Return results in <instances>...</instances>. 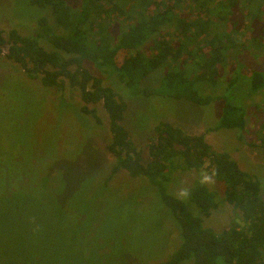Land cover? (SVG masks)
<instances>
[{
    "label": "rangeland",
    "instance_id": "obj_1",
    "mask_svg": "<svg viewBox=\"0 0 264 264\" xmlns=\"http://www.w3.org/2000/svg\"><path fill=\"white\" fill-rule=\"evenodd\" d=\"M66 2L80 7V0ZM260 5L258 22L243 10L245 29L240 40L249 38L253 27L264 37V2ZM51 12L30 0H0V32L4 38L11 30L34 37L40 30L38 20L44 17L53 33L64 35ZM247 43L243 52L227 54L218 84L201 91L212 98L204 106L158 94H134L115 75L102 76L126 104L121 125L140 151L142 163L149 161L155 126L167 122L187 135H203L214 151L228 154L258 182L264 201V90L251 93L246 83L252 71L264 70V45L252 38ZM39 44L51 49L44 39ZM6 53L4 47L0 54V264H155L169 259L181 244V227L150 181L124 171L111 174L110 125L102 104L87 105L96 111L97 124L81 111L84 104L76 88L66 81L61 88H45L39 77H28L19 64L6 59ZM85 67L101 76L91 63ZM164 73L163 68L151 72L139 88H158ZM235 76L237 81L229 87ZM226 102L244 107L243 131L217 128ZM175 161L182 163L179 157ZM205 166L177 171L166 184L167 192L177 198L180 187L191 190ZM204 186L215 195L217 208L203 219V226L221 232L241 225L240 213L224 201V185L215 180ZM179 200L199 216L189 198Z\"/></svg>",
    "mask_w": 264,
    "mask_h": 264
},
{
    "label": "trees",
    "instance_id": "obj_2",
    "mask_svg": "<svg viewBox=\"0 0 264 264\" xmlns=\"http://www.w3.org/2000/svg\"><path fill=\"white\" fill-rule=\"evenodd\" d=\"M261 1L80 0L78 9L66 0H30L31 5L52 11L64 35L53 33L44 17L38 20L40 30L34 37L11 30L4 38L0 32V54L7 48L5 58L19 64L28 77H39L45 88H61L66 81L79 91L84 104L81 111L93 116L97 124L96 111L87 105L102 104L110 125L107 151L114 160L111 174L124 171L150 181L182 230L178 249L169 259L155 264H264V201L258 182L228 154L214 151L203 135H187L167 122L155 126L148 145L149 161L142 163L140 151L121 125L126 104L105 79L115 75L134 94H158L207 105L212 98L202 96L201 91L218 84L227 54L243 52L251 38L264 45L263 33L257 27L251 28L249 38L240 40L245 29L243 10L258 22ZM113 28L118 32L114 34ZM41 39L50 50L40 46ZM86 62L101 76L93 75ZM159 68L165 69L161 85L139 88L142 80ZM235 78L230 79L229 87ZM246 83L251 93L263 91L264 70L252 71ZM245 124L244 107L226 102L217 128L243 131ZM178 157L181 165L175 161ZM205 165L224 185V201L240 213L241 225L221 232L203 226V219L217 208L215 195L204 185L196 183L190 190L189 200L199 216L167 192L166 184L177 171L200 170Z\"/></svg>",
    "mask_w": 264,
    "mask_h": 264
},
{
    "label": "clouds",
    "instance_id": "obj_3",
    "mask_svg": "<svg viewBox=\"0 0 264 264\" xmlns=\"http://www.w3.org/2000/svg\"><path fill=\"white\" fill-rule=\"evenodd\" d=\"M207 167V166H205ZM198 183L200 185H212L215 183L216 172L214 170H201L199 172ZM191 193L189 188L180 187L176 192V196L178 199L187 200L190 197Z\"/></svg>",
    "mask_w": 264,
    "mask_h": 264
}]
</instances>
